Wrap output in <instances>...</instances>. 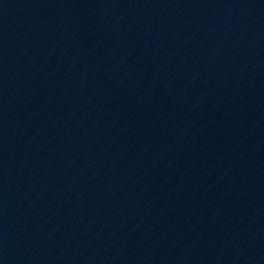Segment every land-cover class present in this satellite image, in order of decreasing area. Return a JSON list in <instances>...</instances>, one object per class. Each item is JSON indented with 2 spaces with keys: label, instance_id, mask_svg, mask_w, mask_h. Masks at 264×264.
<instances>
[{
  "label": "water",
  "instance_id": "95a60500",
  "mask_svg": "<svg viewBox=\"0 0 264 264\" xmlns=\"http://www.w3.org/2000/svg\"><path fill=\"white\" fill-rule=\"evenodd\" d=\"M0 264H264V0H0Z\"/></svg>",
  "mask_w": 264,
  "mask_h": 264
}]
</instances>
